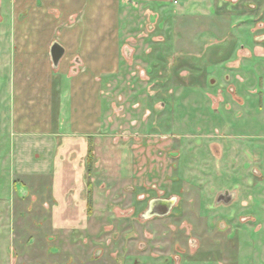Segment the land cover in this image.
Here are the masks:
<instances>
[{
  "label": "rangeland",
  "instance_id": "obj_1",
  "mask_svg": "<svg viewBox=\"0 0 264 264\" xmlns=\"http://www.w3.org/2000/svg\"><path fill=\"white\" fill-rule=\"evenodd\" d=\"M256 12L235 23L230 7L183 0L153 23L133 15L119 66L101 69L100 127L55 137L100 130L72 215L53 198L54 174H11L1 131L12 122L1 124L0 264H264V5ZM224 191L233 201L216 204ZM154 198L174 206L143 219Z\"/></svg>",
  "mask_w": 264,
  "mask_h": 264
},
{
  "label": "crops",
  "instance_id": "obj_2",
  "mask_svg": "<svg viewBox=\"0 0 264 264\" xmlns=\"http://www.w3.org/2000/svg\"><path fill=\"white\" fill-rule=\"evenodd\" d=\"M169 1L0 0V110H6L0 114V125L12 122L1 131L13 137L11 174L29 178L54 174L53 198L63 204L66 216L86 206L84 162L89 140L93 153L97 150L100 130L79 139L56 141L55 137L64 129L100 127L101 69L119 66L123 33H128L124 30L136 13H150L148 20L153 23L157 11ZM210 1L219 12L228 7L237 12L235 23L243 22L246 6L258 12L264 5V0ZM54 43L64 50L57 66H53L50 54ZM7 110L18 118L11 120ZM46 110H50L49 124ZM65 110H72L70 121L63 114ZM45 126L54 133L38 134ZM59 216L56 225H79L81 221Z\"/></svg>",
  "mask_w": 264,
  "mask_h": 264
},
{
  "label": "water",
  "instance_id": "obj_3",
  "mask_svg": "<svg viewBox=\"0 0 264 264\" xmlns=\"http://www.w3.org/2000/svg\"><path fill=\"white\" fill-rule=\"evenodd\" d=\"M64 50L63 48L58 44L54 43L51 47L50 54H51V60L53 63V66H57L60 58L63 56ZM174 199L173 200H160V202L163 203V205L160 207L161 212H158L157 214H150L147 213L144 218H149L151 216L157 215L160 217H164L169 214L171 208L174 205ZM233 201V194L224 191L223 193L219 194L216 197V204H224V205H229ZM150 206V205H149Z\"/></svg>",
  "mask_w": 264,
  "mask_h": 264
},
{
  "label": "flooded vegetation",
  "instance_id": "obj_4",
  "mask_svg": "<svg viewBox=\"0 0 264 264\" xmlns=\"http://www.w3.org/2000/svg\"><path fill=\"white\" fill-rule=\"evenodd\" d=\"M160 200H164V199H161V198H154L153 200H151L148 205H147V208H146V212L144 213H152V214H157L158 212H161V206L163 205L162 202H160ZM150 205V206H149ZM174 206V205H173ZM172 209V208H171ZM154 217H160V216H157V215H154V216H151L149 218H154ZM149 218H146V219H149Z\"/></svg>",
  "mask_w": 264,
  "mask_h": 264
},
{
  "label": "trees",
  "instance_id": "obj_5",
  "mask_svg": "<svg viewBox=\"0 0 264 264\" xmlns=\"http://www.w3.org/2000/svg\"><path fill=\"white\" fill-rule=\"evenodd\" d=\"M92 158H93V155H92V146L89 144V146H88V152H87V167H88V169H89V166L91 165Z\"/></svg>",
  "mask_w": 264,
  "mask_h": 264
},
{
  "label": "built area",
  "instance_id": "obj_6",
  "mask_svg": "<svg viewBox=\"0 0 264 264\" xmlns=\"http://www.w3.org/2000/svg\"><path fill=\"white\" fill-rule=\"evenodd\" d=\"M181 0H170V2H172L173 4H177L179 3Z\"/></svg>",
  "mask_w": 264,
  "mask_h": 264
}]
</instances>
